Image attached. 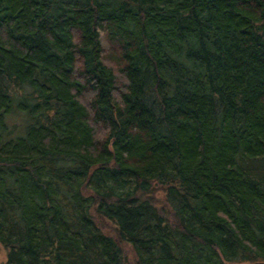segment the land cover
<instances>
[{"label": "trees", "instance_id": "16d2710c", "mask_svg": "<svg viewBox=\"0 0 264 264\" xmlns=\"http://www.w3.org/2000/svg\"><path fill=\"white\" fill-rule=\"evenodd\" d=\"M122 241L264 261V0H0V264H128Z\"/></svg>", "mask_w": 264, "mask_h": 264}, {"label": "rangeland", "instance_id": "374dc122", "mask_svg": "<svg viewBox=\"0 0 264 264\" xmlns=\"http://www.w3.org/2000/svg\"><path fill=\"white\" fill-rule=\"evenodd\" d=\"M24 117L25 115H23V113L20 112H13L11 114V116L8 119V124L10 129L13 131V133H11V135H18L21 132H19V130L21 129V124L24 122ZM156 196L157 198H159L160 200H162L164 198L163 195V191L158 189L156 192ZM105 230L114 235L117 236V232L115 230V228L113 227V225H111L110 223H106L104 226ZM122 248L124 250L125 256H126V260L128 264H135L136 261V254L133 250V248L126 242H121ZM7 258V251L6 248L0 244V262H4ZM253 262H243V263H239V264H252Z\"/></svg>", "mask_w": 264, "mask_h": 264}, {"label": "water", "instance_id": "95a60500", "mask_svg": "<svg viewBox=\"0 0 264 264\" xmlns=\"http://www.w3.org/2000/svg\"><path fill=\"white\" fill-rule=\"evenodd\" d=\"M252 264H264V261H256V262H254Z\"/></svg>", "mask_w": 264, "mask_h": 264}]
</instances>
